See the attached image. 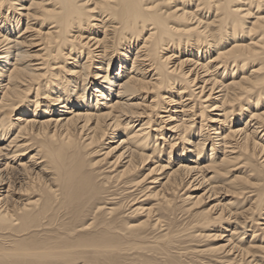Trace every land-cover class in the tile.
I'll list each match as a JSON object with an SVG mask.
<instances>
[{
    "label": "bare ground",
    "instance_id": "bare-ground-1",
    "mask_svg": "<svg viewBox=\"0 0 264 264\" xmlns=\"http://www.w3.org/2000/svg\"><path fill=\"white\" fill-rule=\"evenodd\" d=\"M200 263L264 264V0H0V264Z\"/></svg>",
    "mask_w": 264,
    "mask_h": 264
},
{
    "label": "rangeland",
    "instance_id": "rangeland-1",
    "mask_svg": "<svg viewBox=\"0 0 264 264\" xmlns=\"http://www.w3.org/2000/svg\"><path fill=\"white\" fill-rule=\"evenodd\" d=\"M183 218H185L184 216H181V217H179V221L182 223V224H184L185 222H186V220L184 219V220H182ZM178 223L177 225L178 226H180L181 225V223ZM174 228H172V230H173ZM176 230L178 229L177 227L175 228ZM175 229L173 230V231H175ZM249 240V239H248ZM222 243H223V241H219V240H216V241H207V242H201V243H197V242H193L191 245V247H196L197 249H202V248H208V247H213V246H219V245H222ZM201 264V263H200ZM214 264V263H213Z\"/></svg>",
    "mask_w": 264,
    "mask_h": 264
}]
</instances>
